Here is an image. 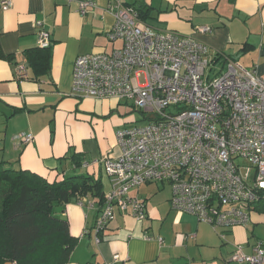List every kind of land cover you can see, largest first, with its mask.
I'll list each match as a JSON object with an SVG mask.
<instances>
[{"label": "crops", "instance_id": "crops-1", "mask_svg": "<svg viewBox=\"0 0 264 264\" xmlns=\"http://www.w3.org/2000/svg\"><path fill=\"white\" fill-rule=\"evenodd\" d=\"M3 1L0 42L3 51L16 59H0V162L50 181L84 170L102 180L105 199L112 180L103 164L74 171L71 155L79 153L82 161L89 162L118 156L115 132L119 128L111 126L107 133L110 123L102 115L124 107L133 109L117 99H79L72 91V72L79 55L121 45L108 38L115 21L110 10L114 0H7L12 3L9 7ZM85 1L94 5L83 12L80 5ZM122 1L148 10L145 22L152 32L192 34L206 43L218 73L228 60H235L264 77V0ZM39 20L50 33L52 52L49 67L37 71L26 51L38 47ZM202 26H210L212 32H201ZM18 66L25 67V77ZM120 113L128 115V111ZM24 133H32L34 139L23 143L18 136ZM151 183L130 190L145 202L146 218L140 220L130 209L122 211L116 206L113 219L101 232L96 221L102 206L91 195H79L67 204L63 216L77 238L67 264H107L114 254L121 256L119 264H237L230 257L238 247L253 254L258 241L264 242V235L257 232L264 224V212L252 210L246 225L214 228L193 214L174 209L169 184L162 183L159 189L165 191L168 185L169 195L151 196Z\"/></svg>", "mask_w": 264, "mask_h": 264}, {"label": "built area", "instance_id": "built-area-1", "mask_svg": "<svg viewBox=\"0 0 264 264\" xmlns=\"http://www.w3.org/2000/svg\"><path fill=\"white\" fill-rule=\"evenodd\" d=\"M89 5L94 4L85 1L80 8L85 12ZM110 10L115 21L108 38L121 45L79 55L72 91L81 100L124 101L147 123L126 124L116 131L118 156L82 161L81 167L101 162L112 180L97 231L113 219L116 206L146 218L145 202L130 190L148 182L169 184L174 209L214 228L248 224L252 205L264 196V77L235 60L218 73L209 46L194 35L152 32L139 9L122 0H114ZM36 24L38 46L50 47L44 22ZM199 30L212 32L210 26ZM208 67L211 74L206 77ZM18 69L25 77V67ZM18 138L29 143L34 135ZM230 261L264 264V242L258 241L253 254L238 247ZM119 263L121 256L114 254L107 264Z\"/></svg>", "mask_w": 264, "mask_h": 264}, {"label": "trees", "instance_id": "trees-1", "mask_svg": "<svg viewBox=\"0 0 264 264\" xmlns=\"http://www.w3.org/2000/svg\"><path fill=\"white\" fill-rule=\"evenodd\" d=\"M139 11L146 20L148 10ZM51 52L52 45L26 51L37 71L49 67ZM0 59L9 62L16 59L3 51L1 42ZM71 158L74 171L81 168L80 154L74 152ZM79 195H91L94 203L103 207L102 180L90 173L74 172L50 181L31 170L15 169L1 161L0 264H67L77 238L70 233L63 213L66 205ZM252 209L264 212V196Z\"/></svg>", "mask_w": 264, "mask_h": 264}, {"label": "rangeland", "instance_id": "rangeland-1", "mask_svg": "<svg viewBox=\"0 0 264 264\" xmlns=\"http://www.w3.org/2000/svg\"><path fill=\"white\" fill-rule=\"evenodd\" d=\"M181 34H183V35H189L187 33H181ZM119 44H120V42H119ZM210 68L211 67H208L207 70H206V77L211 74ZM124 110L125 111H128V115L122 117L120 111H122V113H124L125 112ZM120 111L114 110L111 115H108V113L106 111L105 115H102V116L106 117L105 120L110 123L109 124V127H106V132L107 133L109 132L111 126L112 127L115 126L116 129L117 128L120 129L121 128L120 126L123 127L124 125L130 124V123L139 124V125H142V124H146L147 123V120H145L142 117L141 113L140 112H137L134 109L131 111V109L129 107H124V109L121 108ZM130 118H131V120H130ZM127 121H128V123H126ZM115 134H116V132H115ZM80 172L87 173L84 170L83 171H80ZM72 173L73 172H70L69 175L72 174ZM162 185H163L162 183L157 184L156 182L151 183L150 185H148V186H150L148 188H150L151 193H152L151 196H155L156 194H162V195H165V196L169 195L170 194L171 186L169 185V187H170V189H169L168 185H165V191H160L159 189L162 187ZM171 195H172V189H171ZM255 204L252 205L251 209L254 208ZM257 232H258L259 235H264V224L259 226Z\"/></svg>", "mask_w": 264, "mask_h": 264}, {"label": "water", "instance_id": "water-1", "mask_svg": "<svg viewBox=\"0 0 264 264\" xmlns=\"http://www.w3.org/2000/svg\"><path fill=\"white\" fill-rule=\"evenodd\" d=\"M9 264V263H8Z\"/></svg>", "mask_w": 264, "mask_h": 264}]
</instances>
